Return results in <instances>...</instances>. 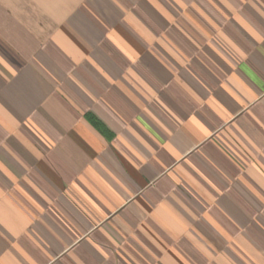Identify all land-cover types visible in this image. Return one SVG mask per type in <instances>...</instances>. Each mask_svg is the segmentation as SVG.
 <instances>
[{
    "label": "crops",
    "instance_id": "obj_1",
    "mask_svg": "<svg viewBox=\"0 0 264 264\" xmlns=\"http://www.w3.org/2000/svg\"><path fill=\"white\" fill-rule=\"evenodd\" d=\"M0 264H264V0H0Z\"/></svg>",
    "mask_w": 264,
    "mask_h": 264
},
{
    "label": "trees",
    "instance_id": "obj_2",
    "mask_svg": "<svg viewBox=\"0 0 264 264\" xmlns=\"http://www.w3.org/2000/svg\"><path fill=\"white\" fill-rule=\"evenodd\" d=\"M90 119H92L96 124H99L98 121L94 117L90 116Z\"/></svg>",
    "mask_w": 264,
    "mask_h": 264
}]
</instances>
